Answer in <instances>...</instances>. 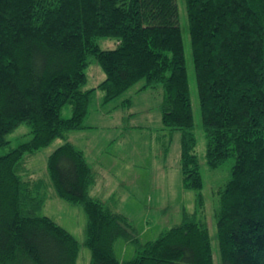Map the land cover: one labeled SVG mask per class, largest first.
I'll use <instances>...</instances> for the list:
<instances>
[{"label":"trees","instance_id":"16d2710c","mask_svg":"<svg viewBox=\"0 0 264 264\" xmlns=\"http://www.w3.org/2000/svg\"><path fill=\"white\" fill-rule=\"evenodd\" d=\"M184 13L206 163L234 158L216 190L220 262L264 264V0H184ZM99 37L115 45L102 48ZM92 58L105 77L84 87ZM140 80L137 90L163 86L161 123L181 130L182 184L199 190L193 211L145 241L126 215L89 193L94 172L67 139L86 127L98 88L104 105ZM21 122L31 137L11 146L7 134ZM192 126L176 0H0V148L8 147L0 153V264H76L77 239L41 213L49 187L83 208L87 264H213ZM56 137L64 141L48 154L46 174H35L26 155ZM119 237L134 246L132 257L116 255Z\"/></svg>","mask_w":264,"mask_h":264},{"label":"rangeland","instance_id":"374dc122","mask_svg":"<svg viewBox=\"0 0 264 264\" xmlns=\"http://www.w3.org/2000/svg\"><path fill=\"white\" fill-rule=\"evenodd\" d=\"M185 64L188 76L189 94L193 111L192 131L195 134L194 151L199 160L202 175L203 204L199 207V217L208 228L212 245L213 264H221L216 240V217L218 197L216 190L230 177L234 158L229 157L218 167L211 168L206 163V137L201 127L199 100L191 56V44L187 32L184 0H176ZM116 39L99 37L102 48L113 47ZM84 87L95 86L104 77L100 64L92 58L85 69ZM143 80L137 81L121 96L102 105V89L92 95L88 113L84 118L86 127L67 133L74 145L82 149L86 161L92 168L95 181L89 186V193L98 197L114 211L128 217L135 232L142 241L153 239L159 232L181 220L182 210L193 211L197 207L199 190L186 188L182 184L179 168L180 129L163 127L160 119V103L163 86L137 90ZM129 98V102L122 100ZM71 114V107L65 104L61 115ZM31 137L30 126L21 122L7 134L11 146ZM63 138L56 137L48 145L34 153L27 154V166L35 174H46L47 156ZM8 147L0 148V153ZM44 200L41 213L56 219L69 230L79 243L76 264H87L90 251L84 245L86 217L78 203L66 201L52 195ZM114 251L119 258H130L134 246L119 237L114 243Z\"/></svg>","mask_w":264,"mask_h":264}]
</instances>
